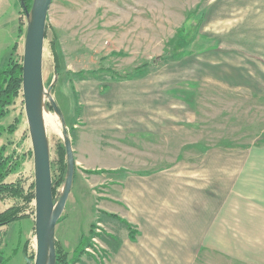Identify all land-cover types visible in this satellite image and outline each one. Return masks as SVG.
<instances>
[{
    "label": "rangeland",
    "instance_id": "obj_1",
    "mask_svg": "<svg viewBox=\"0 0 264 264\" xmlns=\"http://www.w3.org/2000/svg\"><path fill=\"white\" fill-rule=\"evenodd\" d=\"M263 18L264 0H53L47 17L43 70L44 90L61 109L55 110L48 94H44L45 105L47 101L46 107L59 126L55 130L45 125L53 179L63 176L60 152L61 145H65V131L75 160L79 157L77 133L71 129L78 127L77 123L83 124L82 119H77L82 117L83 89H89L93 99L122 95L129 92L130 86L139 87L147 96L165 97L170 89L173 97L186 103V111L196 113V121L176 133L124 137L117 141L105 138L108 147L104 146L87 163L90 169L101 167L106 172L90 174L79 165L57 224V253L60 241L71 259L84 234L91 236V244L86 247L81 261L72 264H109L108 249L103 241L111 233L107 232V224L100 222L101 218H107L101 210L105 205L94 192L93 181L100 179L98 185L95 184L100 193L111 183V178L125 174L123 167L152 171L169 168L180 160L188 161L187 167H193L200 161L203 147L219 145L233 151L237 158L247 160L254 145L264 144V87L255 86L264 80V66L257 71L256 56L251 48H243L250 46L245 39L247 32L264 38ZM22 22L25 32L17 39V56L20 57L25 51L29 17L23 16ZM16 30L14 26L12 33L10 30L0 33V63L8 58L16 41ZM55 46L62 57L60 74L56 68ZM260 47L264 48V40ZM204 52L210 53L203 55ZM144 63L149 65L148 74L130 82L115 83L99 70L112 68L124 74ZM240 68L247 72L243 84L254 87L236 86L240 83ZM82 70H98L96 73L101 77L87 73V78L79 79L75 74ZM107 85L111 90L102 92V87ZM116 89L118 92L114 93ZM16 121H19L16 131L11 133L6 129L0 137V146H5L9 155H26L17 173L11 174L7 182L22 181L28 190L35 182L36 162L22 92L10 106L8 116L0 122L9 127ZM113 165L120 169L107 171ZM64 186L65 182L59 187L56 201ZM22 203V199L11 196L1 198L0 212ZM24 212H28L31 219L19 220L0 234L7 243L6 264H28L21 235L28 228H32L29 251L35 253V201L24 207ZM123 233V229L113 232L112 243H117V235ZM15 249H19L17 255H13Z\"/></svg>",
    "mask_w": 264,
    "mask_h": 264
},
{
    "label": "crops",
    "instance_id": "obj_2",
    "mask_svg": "<svg viewBox=\"0 0 264 264\" xmlns=\"http://www.w3.org/2000/svg\"><path fill=\"white\" fill-rule=\"evenodd\" d=\"M22 17L19 0H0V33H12L17 26V41ZM245 39L250 46L243 48H251L259 71L264 66V48L260 47L264 38L247 32ZM238 73V88L254 87L243 84L244 77L247 80L245 69H238ZM255 86L264 87V80ZM108 87L107 92L111 90ZM139 89L130 86L129 92L122 95L97 99L92 98L89 89H83L82 117L77 118L83 124L73 127L80 151L77 169L79 165L85 172L101 168L90 169L88 163L104 146L108 147L107 136L117 141L176 133L196 121V113L186 111V103L173 97L172 90L168 89L164 97L147 96ZM228 150L220 145L203 147L201 159L193 167H187L186 160L152 171L123 167L125 174L111 178L100 193L96 191L100 179L93 181L97 184H93L94 192L105 205L101 208L104 217L109 218H101L100 222L112 225L105 226L111 234L103 239L109 264H264V144L254 145L247 160ZM119 169L113 165L107 171ZM26 214L22 219H31ZM125 222L132 225L134 238ZM12 224L1 227L0 234ZM121 229L123 235H117L118 242L112 243L113 232ZM31 234L32 228L21 234L27 259ZM17 243L21 244L19 237ZM6 244L0 236L3 254Z\"/></svg>",
    "mask_w": 264,
    "mask_h": 264
},
{
    "label": "water",
    "instance_id": "obj_3",
    "mask_svg": "<svg viewBox=\"0 0 264 264\" xmlns=\"http://www.w3.org/2000/svg\"><path fill=\"white\" fill-rule=\"evenodd\" d=\"M53 0H34L32 10L27 12L29 27L23 55V89L26 115L30 124L33 151L36 162L35 206L36 236L33 264H56V229L71 194L76 172V160L68 132L64 133L67 149V176L59 201L53 188L50 146L42 119V99L48 94L52 107L60 111L55 99L44 90L43 70L47 17ZM31 19V21H30ZM47 106V101H46ZM65 129L66 126H65ZM53 235V237H52Z\"/></svg>",
    "mask_w": 264,
    "mask_h": 264
},
{
    "label": "trees",
    "instance_id": "obj_4",
    "mask_svg": "<svg viewBox=\"0 0 264 264\" xmlns=\"http://www.w3.org/2000/svg\"><path fill=\"white\" fill-rule=\"evenodd\" d=\"M21 7H22V15L25 16L27 12H30L33 7L34 0H19ZM202 20L199 24H201ZM24 23L21 21L20 28L18 32V38H21V36L24 34L23 29ZM190 43H187L189 45ZM184 47V45H183ZM19 48V42L18 40L15 41V43L12 45L11 51L9 52L8 58L6 60L1 61L0 63V121L5 119L9 114V108L11 105L14 104L16 98L19 96V94L22 92L23 89V57L17 56ZM56 49V68L57 73H62V57L58 53L57 47ZM148 63H144L142 65H139L135 67L133 70L125 71L124 74L119 73L118 71L112 69V68H105V69H99L103 73H106L109 75V78L112 79L113 82H123V81H132L135 79L142 78L148 74ZM98 70L93 71H79L75 74L76 77L79 79H85L87 78L88 74L95 77L100 78L101 76L97 75ZM74 80V79H73ZM74 86V82L72 83ZM108 85L106 87H102V92H106L108 90ZM191 96V95H190ZM190 99V98H189ZM191 100V99H190ZM52 108V107H51ZM19 124V121H16L15 123L9 125V127L3 126L0 122V137L4 131L9 130L11 133H14L17 129V126ZM72 131L74 128L71 129ZM6 147L0 146V199L4 198L6 196L15 197L17 199H22L23 203L22 205L13 206L3 212H0V227L12 224L13 222L22 219L23 217L27 216V214L24 212V207L27 205H30L31 202L35 201V182L30 186V188L27 190L22 181H17L15 183H9L7 182V178L13 174L17 173L18 169L21 167L23 162L26 160V155H18L15 154H7L6 153ZM61 159H62V168H63V176L61 175L59 179H53L54 182V196L58 194L59 187L62 185V183L66 180V171H67V149L64 144L61 145ZM87 173L95 174V173H102L106 172L104 169H97V170H86ZM77 173V165H76V172ZM26 211V210H25ZM128 227L131 229L132 238L135 237L136 234H134V231L132 229V225L128 222H125ZM96 225V223L93 224L91 228V234L93 231V227ZM59 242V243H58ZM57 242V261L56 264H72L73 262H79L82 259V256L86 253V247L91 244V236L82 235L81 242L79 246H77L73 253L72 257L70 259L69 253H67L63 247V245L60 243V241ZM5 254L2 253L0 250V264H6L7 259L5 258ZM9 258V257H8ZM35 259V253H30V256H28V264H33Z\"/></svg>",
    "mask_w": 264,
    "mask_h": 264
},
{
    "label": "bare ground",
    "instance_id": "obj_5",
    "mask_svg": "<svg viewBox=\"0 0 264 264\" xmlns=\"http://www.w3.org/2000/svg\"><path fill=\"white\" fill-rule=\"evenodd\" d=\"M30 21H31V19H30ZM42 119H43L44 125L48 124V126H50V128H52V129H55V130L59 129L58 123L56 121V117L47 109V107L45 105L44 95H43V99H42ZM64 136H67V135L64 134ZM52 237H53V235H52Z\"/></svg>",
    "mask_w": 264,
    "mask_h": 264
}]
</instances>
